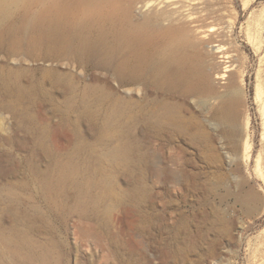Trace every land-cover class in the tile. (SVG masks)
Masks as SVG:
<instances>
[{"label":"rangeland","instance_id":"obj_1","mask_svg":"<svg viewBox=\"0 0 264 264\" xmlns=\"http://www.w3.org/2000/svg\"><path fill=\"white\" fill-rule=\"evenodd\" d=\"M151 2L135 0L132 16L142 19ZM189 3L215 35L203 44L204 68L221 66L215 91L198 96L146 65L132 72L135 60L113 36L87 33L97 53L30 48L26 30L7 27L21 24L17 8L0 21L10 37L0 43V264H197L210 241L216 259L202 253L204 264L264 262V0ZM216 44L225 55L211 51ZM229 78L241 90L244 156L241 137L222 134L213 116ZM201 129L207 141L193 142ZM250 189L260 197L254 218L243 201ZM126 206L141 212L138 223ZM186 228L199 246L182 261Z\"/></svg>","mask_w":264,"mask_h":264},{"label":"bare ground","instance_id":"obj_2","mask_svg":"<svg viewBox=\"0 0 264 264\" xmlns=\"http://www.w3.org/2000/svg\"><path fill=\"white\" fill-rule=\"evenodd\" d=\"M134 2L135 0H0V21L11 22L13 17L10 11L17 8L20 11L18 19L22 21L21 24L11 23L7 27L11 32L14 31L13 33L26 30L27 44L30 48L44 44L52 48L63 47L66 51L77 54L97 53V42L88 38L87 33L95 30L102 39L113 36L115 42L126 46L128 57L135 60L132 72L146 65L148 71L157 74L158 80L164 84L176 86L191 95L213 93L215 84L212 74L219 73L218 69H221V66H215L212 72L204 68L206 56L203 44L209 39L213 41L215 35H210L196 23L191 12L193 6H190V3L184 4V0H153L150 5L145 3L140 7L143 18L137 20L132 16ZM153 17L165 21L152 23L150 18ZM199 34L207 36V39L199 38L193 42L192 36L196 37ZM9 40L10 37H6L0 30V43ZM190 43L193 47L188 49ZM154 44L161 47L159 52L161 56L154 57L148 53V49ZM211 51L225 55L221 44L214 45ZM47 71L50 72L49 69ZM213 104V116L221 125V133L232 137L234 143H239L241 137L243 144L241 155L244 156L245 143L241 136L244 123L240 121L241 90L234 84L232 78L228 80L226 91ZM72 123L76 130V122ZM190 126L192 125H189V128ZM197 131L193 132L190 138H193V142L205 143L207 141L205 133L203 130L198 133ZM211 149L206 156L215 157ZM259 200L256 190L250 189L243 194L247 216L253 217L261 210ZM127 209H131L134 214L130 223H138L141 212L131 206L124 207L122 211L125 212ZM110 217L111 213L105 215V224ZM217 227L227 229V225L224 224H218ZM207 230V227L203 228L200 234L205 236ZM188 232L189 228H186L185 235L178 243L176 255L178 259L186 258L191 249L196 250L199 246L197 242H193V235H189ZM215 245L216 241H210L203 246L197 264H204L200 256L202 253L214 262Z\"/></svg>","mask_w":264,"mask_h":264},{"label":"water","instance_id":"obj_3","mask_svg":"<svg viewBox=\"0 0 264 264\" xmlns=\"http://www.w3.org/2000/svg\"><path fill=\"white\" fill-rule=\"evenodd\" d=\"M258 213H259V211H258ZM258 213H257V214H258ZM257 214H256V215H257ZM256 215H254L252 218H254Z\"/></svg>","mask_w":264,"mask_h":264}]
</instances>
